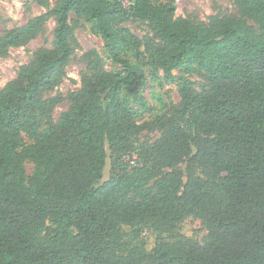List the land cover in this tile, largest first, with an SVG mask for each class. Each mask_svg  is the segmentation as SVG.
<instances>
[{
	"label": "trees",
	"instance_id": "16d2710c",
	"mask_svg": "<svg viewBox=\"0 0 264 264\" xmlns=\"http://www.w3.org/2000/svg\"><path fill=\"white\" fill-rule=\"evenodd\" d=\"M233 1L237 15L204 22L176 16L175 0L128 8L119 0H56L48 13L0 33L5 55L55 20L50 46L0 90V264H264V0ZM71 12L101 37L113 69L89 53L80 87L54 122L63 99L47 93L76 44ZM129 15L150 35L122 25ZM137 53L155 82L177 85L179 102L159 121L151 164L111 165L105 177L109 153L153 127L139 120L146 102L133 71L140 61H131ZM192 72L202 78L198 88L184 75ZM184 160L183 186L180 172L164 169ZM193 165L222 173L220 183L196 176ZM189 215L206 226L205 244L176 235L146 253L124 238L122 226L164 231Z\"/></svg>",
	"mask_w": 264,
	"mask_h": 264
},
{
	"label": "rangeland",
	"instance_id": "374dc122",
	"mask_svg": "<svg viewBox=\"0 0 264 264\" xmlns=\"http://www.w3.org/2000/svg\"><path fill=\"white\" fill-rule=\"evenodd\" d=\"M55 3L56 0H0V33L4 30L24 25L35 16L48 13ZM175 6L176 16L191 21L206 22L212 15H237V8L233 0H175ZM69 23L76 38V44L73 46L72 55L65 66L63 78L58 85L47 93V97H61L63 99L52 111L51 117L54 122L68 107L66 95L80 87L81 74L86 71L92 60L88 57L89 53L96 52L104 60L106 69H113L111 62L103 55L101 37L91 31L87 23L73 12L69 14ZM248 23L256 29L259 28L251 20H248ZM54 25L55 20L53 16H50L37 37L24 45L10 48L5 55H0V90L16 77L20 67L32 59L33 53L38 48L50 46ZM122 25L141 39L150 35L146 22L135 19L130 15L124 18ZM137 60H141L138 53L135 58H131L132 62H137ZM138 66L142 72V76L139 79V90L146 102L144 108L138 109L140 112L139 120L141 123H153V127L141 131L136 136L128 137L119 150L109 153L104 171L105 177H107L111 165L118 168L125 166L132 168L151 164V147L163 131L159 126V121L167 114L166 108L168 105H177L179 102L178 88L175 83L164 82V84H159L151 78L152 72L147 65L141 64L140 61ZM174 74L181 75V72L175 70ZM184 75L195 88H198L202 83L201 76L196 72ZM23 140L24 144L31 142L25 135ZM187 166V162L184 160L164 170L168 172L175 169L180 172L184 186L187 180ZM25 169L28 175L31 174L33 164L30 161H25ZM190 170L196 176L207 179L214 185L219 184L223 176L222 173L215 174L195 165ZM183 186L180 188V194L184 191ZM47 225L48 223L46 222L45 226ZM122 230L126 240L142 244L146 253L152 251L159 238L173 240L176 235H182L200 244H205L208 240L206 226L199 218L192 215L184 217L176 224L167 227L164 231H161L157 225L151 224L135 228L122 226ZM39 236L43 238V230L39 232Z\"/></svg>",
	"mask_w": 264,
	"mask_h": 264
},
{
	"label": "built area",
	"instance_id": "2783aa9c",
	"mask_svg": "<svg viewBox=\"0 0 264 264\" xmlns=\"http://www.w3.org/2000/svg\"><path fill=\"white\" fill-rule=\"evenodd\" d=\"M123 7L128 8L134 2V0H119Z\"/></svg>",
	"mask_w": 264,
	"mask_h": 264
},
{
	"label": "water",
	"instance_id": "95a60500",
	"mask_svg": "<svg viewBox=\"0 0 264 264\" xmlns=\"http://www.w3.org/2000/svg\"><path fill=\"white\" fill-rule=\"evenodd\" d=\"M133 71L137 74V79H140L142 76V72L136 66L133 68Z\"/></svg>",
	"mask_w": 264,
	"mask_h": 264
}]
</instances>
